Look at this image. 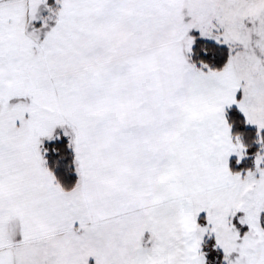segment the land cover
<instances>
[{"label":"snow or ice","instance_id":"1","mask_svg":"<svg viewBox=\"0 0 264 264\" xmlns=\"http://www.w3.org/2000/svg\"><path fill=\"white\" fill-rule=\"evenodd\" d=\"M0 264H264V0H0Z\"/></svg>","mask_w":264,"mask_h":264}]
</instances>
